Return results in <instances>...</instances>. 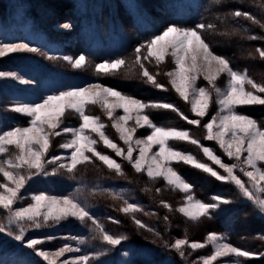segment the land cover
I'll return each mask as SVG.
<instances>
[{
    "label": "snow or ice",
    "instance_id": "snow-or-ice-1",
    "mask_svg": "<svg viewBox=\"0 0 264 264\" xmlns=\"http://www.w3.org/2000/svg\"><path fill=\"white\" fill-rule=\"evenodd\" d=\"M215 2L219 4L221 0ZM261 8L264 9V5H261ZM227 16L234 19L243 17L264 29V22L252 13L237 9L229 12ZM60 27L71 30L72 25L64 23ZM215 29L216 25L211 23H197L193 27L172 23L160 34L139 44L134 49V59L131 62L118 57L95 65L96 73L102 75H114L122 68H128L129 72H133L138 67L139 75L146 78V83L167 91L168 89L157 81L160 73H150L144 62L155 61L159 66L166 58H170L174 67L164 75L169 78V84L179 97L191 105L195 119H189L172 103L145 102L100 83L73 86L43 96L39 101H17L12 104L7 111L28 119L27 126H8L5 121L0 120V176L3 177V182H0V209L6 213L7 221L0 222V233L20 242L47 264H57V259L66 253H80L82 251L80 245L89 243V240L86 237H69L67 239L76 242V247L65 243L55 252H49L37 246L51 242L55 237L26 239V232L29 229L58 225L70 217L82 224L90 222L91 239L99 240L107 247L91 254L73 256L71 259L63 260L61 264H92L94 260H98L126 241L128 239L126 235L110 234L95 218L87 202L81 200L80 188L68 195H53L48 191L29 192L30 182L36 178L57 176L64 170L75 179L74 173L78 165L95 163V160L102 162L118 176H124L122 165L110 155L98 150L97 146L101 142L117 157L127 161L136 173H145L152 181L162 178L167 186L184 193V204L176 211L194 223L203 217L211 219L214 214L221 211L222 205H230L235 201L220 195H213L210 198L212 202L208 203L196 199L192 194L193 186L172 167L173 162L191 165L217 181L234 185L242 201L250 203L255 212L264 217V121H258L238 110L246 105H264V95H261L264 94V82H257L249 76L247 68L242 71L234 69L227 57L212 50L204 38V33L213 32ZM236 31L239 29H233V33ZM243 31L249 30L245 28ZM220 34L229 35L227 32ZM247 39L264 40V36L252 34L248 35ZM18 52L36 53L39 49L30 47L27 43H0V57ZM255 52L264 60V48L258 47ZM248 55L252 57L253 54ZM62 59L75 69H82L89 63L88 57L83 54L77 57L63 56ZM221 77L225 78L223 86L218 84ZM0 78L15 79L22 84L31 83L18 73L10 71H0ZM201 78L207 82L206 86L199 85L198 81ZM213 104L216 106V112L203 124L206 132L204 139L215 141L231 163H225L212 148L202 145L189 130L156 124L147 111L171 110L189 125L199 126ZM89 105L100 107L108 120L112 121L111 127L118 133L126 148L119 146L106 135V125L101 117L88 114ZM117 109L122 110L123 114H117ZM70 114L78 117L79 126L65 125V120ZM129 121L133 123L129 125ZM141 128L150 130V134L137 137L136 133ZM92 134L99 139L94 138ZM62 135L66 138L58 147L67 155H50L53 139ZM170 141H187L198 146L204 156L218 165L224 174L209 164L200 162L192 153L176 149ZM154 146L158 148L155 152ZM134 152L138 154L134 156ZM50 165L53 166L51 171ZM238 172L247 180H242L237 175ZM101 191L108 192L114 198L123 199L122 195L112 189ZM120 191L122 193L124 190ZM156 191L160 192L161 189L157 188ZM25 199L30 200L27 206H18L19 202ZM123 203L125 206L121 207L120 211L133 214L132 218L138 227L160 235L135 217L134 213L143 211L141 205L127 199H123ZM161 205L171 210V206L166 202L161 201ZM164 219L167 220L168 217ZM113 222L119 223L116 220ZM164 246L175 250L182 259L185 258L186 247L196 251L211 246L212 253L198 258L194 264H214L218 258L228 257L232 259L223 260L221 264H243L240 258L247 259L257 255L233 246L227 242L225 234L215 232L208 233L204 242H190L185 234L184 238H177L172 244L165 242ZM123 255L127 256L128 253L124 252ZM258 255L264 257V252Z\"/></svg>",
    "mask_w": 264,
    "mask_h": 264
},
{
    "label": "trees",
    "instance_id": "trees-1",
    "mask_svg": "<svg viewBox=\"0 0 264 264\" xmlns=\"http://www.w3.org/2000/svg\"><path fill=\"white\" fill-rule=\"evenodd\" d=\"M39 2H41V0H0L1 38L4 37L8 41L13 38L22 39L23 28L20 25L21 22L16 23V21L20 20L26 22L27 19H30L33 23L34 31H36L37 27V30L39 28L40 32L47 34L50 39V36L53 35V31L49 26L45 25L43 21L41 13L38 9ZM42 2L45 3L43 4L44 9H51L54 11L53 14L54 17H57L56 19H61V22H70L71 24L70 16L74 11V0H42ZM146 2H148L147 6L154 5L157 3V0H142L140 1V5L144 6ZM261 5H264V0H221L219 4H217L215 0H200V4H198L195 10L187 17L179 19L178 21L174 20L175 17H167L163 20L166 22L158 28L152 27L142 29L138 27V25L128 16H125L122 10L123 7H121L120 3L116 2L113 15L117 18L121 17L120 15L122 14L124 15V17L121 18L125 37L122 48L118 53L116 52L112 58H109V60L122 57L131 62L134 59V49L139 44L150 40L154 35L160 34L169 24L175 23L185 27H193L197 23H211L216 25V29L213 32H205L204 38L206 42L210 44L212 50L218 55L227 57L231 61L232 66L236 69L242 71L247 68L249 76L257 82H264V60L260 59L258 53L255 52V49L258 47L264 48V40L247 39V36L252 34L264 36V29H261L258 25L252 24L243 17L234 19L231 16H227L229 12L239 9L241 11L252 13L264 22V9L261 8ZM17 10L19 13H16ZM48 10H44V12ZM21 16L22 18H20ZM226 16L227 19L225 20ZM245 28L249 31H243ZM233 29H239V31L233 33ZM224 32L229 33V35L225 36L220 34ZM50 41L54 42L52 39ZM31 46L39 49V52H36L37 56L39 55L38 57L46 62H52L53 60L48 57L62 59L63 56H73L78 53L87 56L89 60L88 64L94 67L96 64L106 61L104 58L96 57L92 55V53H87L84 50H81L80 41L78 43L76 35L71 41H64V39L58 41L56 49H49L47 45L41 44L40 41H34ZM145 51L146 50H142V52ZM249 53L253 54L252 57H249ZM3 60V64L7 65L11 64L13 59L5 58ZM144 63L150 73H160V75L157 76V81L163 84L168 89L167 91H162L161 89H157L153 85L146 83V78H142L139 75L138 67L135 68L133 72L129 73H127V71H129L128 68H122L114 75L97 74L95 68L91 67V70L82 71L81 74L84 73L87 78L94 80V82H99L119 89L121 87L122 89L120 90L122 92L128 95L132 94L140 97L145 102H150L151 100L147 99L144 95L134 92L132 89L134 86L144 85V87L148 90L151 89L155 92H160L165 95L166 98H170V103L174 104L186 115L188 113V103L179 97L176 91L169 84V78L164 75V73L170 71L174 67L171 59L166 58L165 62L159 66L155 64V61H152L151 63L145 61ZM88 64L83 69H87ZM200 82L202 84L205 83L203 79H200ZM223 83L224 77L218 81L220 86H222ZM2 100L3 101H1L0 105L7 110L8 103L12 101L6 100V98H3ZM214 109L215 104L211 106L209 114H211ZM238 110L252 116L258 121H264V105H246L240 107ZM147 111L150 118L157 124H168V120L171 119L173 123H178L180 129H187L191 134L196 132L198 135L200 134L201 129L203 130V134H206L205 129L201 125L206 122L210 115L204 117L201 120L202 124L199 126L195 125L194 128L188 129L187 127L190 125H187L185 120L171 110L149 109ZM87 112L91 115L100 116L101 120L106 125V133L118 143L123 144V141L119 139L118 133L111 127L112 121L108 120L99 106L89 105L87 107ZM11 115L16 120L17 125L22 126L27 124L26 117L16 113H12ZM65 122H73L77 125L79 124V119L76 115L70 114ZM65 138L66 137L63 135L55 137L52 142L53 148L50 152H55L56 154L60 150L58 145L62 143ZM204 140L203 136L199 141L202 144ZM208 142L210 144L212 143L211 146H209L216 152V154H222L221 157H223V152L219 149L216 142ZM178 143H182L180 145L182 149L191 151L192 154L196 153V150H194L195 148L193 147L195 145L190 142L181 141ZM186 144H189L192 149L185 148ZM98 145H100L99 147L102 149H107L103 146L102 142ZM110 153L112 154L111 151ZM115 159L122 165L125 173L124 176H118L114 171H110L102 162L95 160V163L78 165L77 170L74 173L75 179H72L70 174L66 171L61 170V173L57 176L36 178L35 182H43L46 186L51 184V187H54V191L52 192L54 195H68L69 193L74 192L77 188H80V198L81 200L87 202L89 209L95 218H97L107 229L112 228L113 231H116L117 233L120 232L121 234L122 232L133 238L122 242L123 244H131L137 250H146L147 253L137 254V261L134 264H166V262L167 264H186L188 260L180 258L175 250L166 248L164 246L165 242L172 244L175 239L183 238L185 234L190 239L192 238L196 241H204L207 234L210 232L225 234L227 238L231 239L243 232L244 227H246L247 223L249 224L252 219L256 223H253L255 225L253 228H249L250 232L258 229L260 230H258L259 234L254 232L250 237L254 239L256 246H259L261 241L264 240V219L255 212L250 203L243 202L242 198L240 199L241 201H239L238 205H244L245 208L240 211L239 216L234 223L235 229L233 232H229L230 228L225 226L217 214H214L211 219L203 217L198 222L194 223L176 211V209L184 203V193L167 186L162 178L152 181L148 179L145 173H136L132 166L122 158L115 156ZM173 166L181 173L197 171L196 168H193L191 165H186L183 162H174ZM52 167L53 166L51 165L49 166V171H51ZM197 174L199 176L201 175L200 173ZM0 182H3L2 176H0ZM224 184L225 185L223 186L228 188L230 192L235 191L236 188L234 185L230 183ZM196 185L199 184L196 183L193 186L192 194L195 198L202 199L200 186ZM34 187H36V183H31L29 186L31 192H35ZM157 188L161 189V191L157 192ZM93 189H95V194H93ZM101 189H112L117 194L122 195L123 199H127L129 202H135L141 205L143 211L134 213L135 217L140 219L148 227L154 229L155 232H158L160 235L157 236L154 232L138 227L132 218L133 214H125L120 211L121 203L119 204L115 201V199H119L114 198L113 195H110L106 191H101ZM121 189L124 190L122 193L120 191ZM145 189H147V191H145ZM38 191H48V189L44 188ZM48 192L50 193L51 191ZM123 199L120 200L123 201ZM161 201L169 204L171 206V210L163 207L161 205ZM145 213L148 214L145 215ZM166 216L168 217L167 220L164 219ZM109 219L119 221L120 226L119 224H115L113 220L110 221ZM85 231L88 234V231ZM136 236H138L139 239L134 238ZM147 238L153 241V243L141 241L142 239ZM260 238H262V240ZM142 255H148L150 261L148 263L140 261L139 257ZM149 258L147 259L149 260ZM252 263L261 264L256 261H253Z\"/></svg>",
    "mask_w": 264,
    "mask_h": 264
},
{
    "label": "rangeland",
    "instance_id": "rangeland-1",
    "mask_svg": "<svg viewBox=\"0 0 264 264\" xmlns=\"http://www.w3.org/2000/svg\"><path fill=\"white\" fill-rule=\"evenodd\" d=\"M140 1L142 0H74V11L70 16L71 25L73 24V26L71 30H65L62 27H60V25L70 22H61V19H56L57 17H54L53 10L51 9L48 10L43 8V4L45 3H43L41 0V2H39L38 9L41 13L45 25L49 26L53 31V35L50 36V39L47 34L40 32L39 28L37 30L36 27V31H34L33 23L31 22L30 19H27L26 22L20 20L16 21V23L21 22L20 25L23 28L22 39L13 38L12 40L8 41L6 38L4 37L1 38L0 36V43H12V44L27 43L30 47H32L31 45L33 44L34 41H40L41 44L47 45L49 49H54V48L56 49L58 41H61V39L62 40L64 39V41L65 40L71 41L73 40V38H75L76 35L78 43L80 41L81 50H84L87 53H92V55L96 57L104 58V60H109V58H112L113 55L116 52L118 53L119 50L122 48L125 37L124 36L125 33L122 28V18L124 17V15L123 14L120 15L122 18L121 17L117 18L113 15L116 2L120 3L121 7H123L122 10L125 16H128L132 21H134L138 25V27L142 29H147L152 27L158 28L166 22L163 20L166 19L167 17H175L174 18L175 21L185 18L195 10L198 4H200V0H157V3H155L154 5L147 6L148 2H146L144 6H142L140 5ZM44 10H48V11L44 12ZM16 13H19V11L17 10ZM20 18H22V16ZM51 39L54 40V42H51L50 41ZM79 55L81 54L78 53L71 57H77ZM38 56L37 53L18 52V53L9 54L5 57H0V71L16 72L24 80L31 81V83L22 84L15 79L0 78V103L1 101H3L2 100L3 98L12 101L8 103L7 109L17 101H25V102L39 101L40 98L43 96L50 95L53 92H59L65 90L69 87H73V86L82 87V86H87L88 84L99 83V82H94V80L87 78V76H85L84 73L81 74L82 71L91 70L90 68L94 67L92 65L88 64V68L87 69L82 68L83 70L75 69L71 66V64L64 61L63 59L52 58L53 59L52 62L51 61L46 62L40 59ZM5 58L8 59L12 58L13 60L11 61V64H7V65L3 64L4 63L3 59ZM233 68L236 69L235 67ZM127 73H129V71H127ZM198 83L200 86L207 85L206 81L204 84H202L199 80ZM116 89L121 91L120 89L122 88L120 87V89L119 88ZM132 89L134 92H137L140 95H144L147 99L151 100V102H162V103L171 102L170 98H166L165 95H163L160 92H155L151 89L148 90L146 87H144V85L142 86L137 85L134 86ZM134 97L142 100L140 97L137 96ZM187 110L188 113L186 115L188 116V118L195 119L196 117L191 112V105L189 103ZM215 112H216V106L214 111H212L211 114H208L210 116L207 118L206 122L211 118L212 115L215 114ZM11 114L12 112L5 110V108H3L0 105V120L5 121L8 126H16L17 125L16 120L13 118ZM117 114L122 115L123 114L122 110L117 109ZM132 123H133L132 121H129V125H131ZM186 124L189 125L187 121ZM65 125L79 126V124L76 125L73 122H65ZM158 125H162L165 127H175L180 129L178 123H173L171 119L168 120V124L162 123ZM22 126H27V124ZM191 126L192 125L188 126L187 128L192 129L195 127V125L192 127ZM201 126L203 127V125ZM148 134H150V130L146 128H141L138 129L136 136L143 137ZM202 134H203V130L201 129L200 134L197 135V133L195 132L192 133L191 135L194 138L200 140L203 136L205 137L206 135V134L205 135ZM92 135L94 138L99 139L97 136H95V134ZM106 135L108 134L106 133ZM109 138L111 137L109 136ZM112 140L113 142L117 143L119 146L123 148L127 147L124 144L118 143L115 139ZM170 143L178 150L192 153L191 151L182 149L180 147L182 143H178L177 141H172V142L170 141ZM202 144H204V146L206 147H210L212 143L210 144L208 140L205 139L204 142H202ZM99 146L100 145L97 146L99 151L108 154L113 159H115L116 155L111 149L109 150L112 152V154L108 149H104V148L102 149ZM193 147L195 148L194 150H196V153H193V155L196 157L197 160L209 164V166L221 172V174H224L223 170L220 169L218 165L213 164L210 160L207 159V157L204 156L203 152L200 150L198 146L195 145ZM185 148L192 149L189 144L188 145L186 144ZM157 150L158 148L154 146L153 152ZM53 154L67 155V153L62 149H60L56 154L55 152L53 153L50 152V155ZM137 154L138 153L136 152L133 153L134 156ZM219 156L221 157L222 154ZM221 159L225 163L232 162L229 161L228 158L224 156V154L223 157H221ZM172 167L176 171H178V169H176V167H174L173 164ZM196 170L197 171L195 172H186V173H181L180 171L178 172L192 186H194L196 183L199 184L196 186H200V192L202 193L201 196L203 200L202 199H198V200L208 203V202H212L210 198L213 195H220L222 197L229 198L235 201L230 205H222L221 211L216 213L219 216L220 220H222V222L225 224V226L227 228H230L229 232L230 233L233 232L235 229L234 223L237 220L240 211L245 208L244 205L242 206L238 205L239 201H241L240 200L241 196L238 190L235 189L234 192L233 191L230 192L228 188L223 186L225 185L224 182L217 181L214 177L210 176L207 173L202 172L199 169ZM197 173H200L201 175L199 176ZM237 175H239L242 180L245 181L247 180V178L244 177L242 173L238 172ZM35 181L36 180L34 179L33 181L30 182V185L31 183L34 184L36 183V187H34L35 192H39L38 190L45 188L48 189V191H51L50 194H53L52 192L54 191L53 190L54 187H51V184L46 186L43 182H35ZM29 192H31L30 188H29ZM35 192H31V193H35ZM115 201H117V203L119 204L121 203L120 204L121 207L125 206L122 200L115 199ZM29 202L30 200L25 199L24 201L19 202L18 206H27ZM183 204L180 205L179 207L183 206ZM5 216L6 213L2 209H0V222L7 223V221L5 220ZM262 218L264 219V217ZM254 222L255 221L252 219L251 222H249V224L247 223V226L244 227L243 232H241L237 236L232 237L231 239L227 238V242L231 243L233 246L257 254L256 256L247 259L240 258L243 261V264H253L252 263L253 261L264 264V257H260L258 255L259 253L264 252V240L260 238L262 240L261 244H259V246H256L254 239L250 237L254 232L258 233L259 232L258 230H260L258 229L250 232L249 228H253V226H255L253 224ZM115 224L117 225L119 224L120 226V223H115ZM89 227H91L90 222H87L86 224H82L80 221L76 220L75 218L70 217L67 220L61 221L58 225L44 226L40 229H34V228L29 229L26 232V239L29 238L43 239L46 236L55 237L53 241L37 246L38 248H42L43 250L49 252H55L65 243H69L73 247H76L77 246L76 242L74 240L67 239L69 237H86L89 240V243L80 245L82 249L80 253H66L64 256L59 257L57 259V264H61L63 260L71 259L73 256L81 255V254H91L93 252L100 251L104 247H107L106 245L101 244L99 240L91 239L92 233L89 232ZM105 229L110 234L120 235V232L117 233L116 231H113L112 228L107 229L105 227ZM85 230L88 231L89 235L86 233ZM121 234L124 233L121 232ZM127 237H128L127 240L133 239L132 237L129 236ZM134 238L139 239L138 236ZM188 239L190 242L196 241L193 240L192 238L191 239L188 238ZM141 241L143 242L146 241L147 243L148 242L153 243V241H151L149 238L142 239ZM204 241L197 240L196 242H204ZM184 250L186 254L185 259L188 260L186 264H194V262L197 261L198 258L202 256L210 255L212 253L211 246H206L203 249H199L196 251H193L187 247ZM124 252H127L128 255L124 256L123 255ZM138 253H147V252L145 249L137 250L131 244L122 243L121 245L111 249L106 255L101 256L98 260H94L92 264H134L137 261L136 256ZM147 258H149L148 255H142L139 257V260L144 261L143 263H148L150 261V258L149 260ZM53 259L56 258L53 257ZM230 259L232 258L231 257L218 258V260L214 262V264H221V261L230 260ZM0 264H47V262L44 261L41 257H37L34 253H32V250L23 247L20 242H17L13 240L11 237H8L7 235L0 233Z\"/></svg>",
    "mask_w": 264,
    "mask_h": 264
}]
</instances>
